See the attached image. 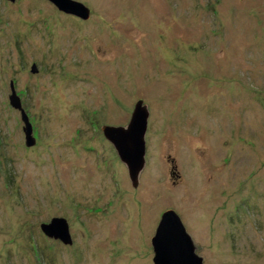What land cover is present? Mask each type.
I'll list each match as a JSON object with an SVG mask.
<instances>
[{
  "label": "rangeland",
  "instance_id": "374dc122",
  "mask_svg": "<svg viewBox=\"0 0 264 264\" xmlns=\"http://www.w3.org/2000/svg\"><path fill=\"white\" fill-rule=\"evenodd\" d=\"M76 1L86 20L0 0V264H152L167 209L202 264H264V0ZM138 100L133 187L100 127ZM51 217L71 244L42 234Z\"/></svg>",
  "mask_w": 264,
  "mask_h": 264
},
{
  "label": "water",
  "instance_id": "95a60500",
  "mask_svg": "<svg viewBox=\"0 0 264 264\" xmlns=\"http://www.w3.org/2000/svg\"><path fill=\"white\" fill-rule=\"evenodd\" d=\"M12 1V0H9ZM58 11L80 20L89 17V8L76 0H47ZM37 69L34 64L30 72ZM8 104L17 110L22 122L24 145L32 146L35 139L31 124L22 108L12 81H9ZM148 118L147 105L141 100L133 105L130 117L124 126L102 125L103 137L111 144L118 159L125 166L131 186L138 183L139 174L144 166V134ZM39 229L48 238L58 240L63 245L71 244L68 224L62 217H51L48 222H41ZM152 264H202L201 257L195 252V246L186 232L179 216L173 209L160 214L153 236L150 238Z\"/></svg>",
  "mask_w": 264,
  "mask_h": 264
},
{
  "label": "flooded vegetation",
  "instance_id": "af4514ba",
  "mask_svg": "<svg viewBox=\"0 0 264 264\" xmlns=\"http://www.w3.org/2000/svg\"><path fill=\"white\" fill-rule=\"evenodd\" d=\"M13 1H14V0H12L11 3H12ZM72 17H74V16H72ZM75 18H76V17H75ZM77 19H78V18H77Z\"/></svg>",
  "mask_w": 264,
  "mask_h": 264
},
{
  "label": "trees",
  "instance_id": "16d2710c",
  "mask_svg": "<svg viewBox=\"0 0 264 264\" xmlns=\"http://www.w3.org/2000/svg\"><path fill=\"white\" fill-rule=\"evenodd\" d=\"M89 14H90V10H89ZM13 83V82H12ZM14 86V85H13ZM23 108V107H22ZM33 135V134H32ZM35 139V138H34Z\"/></svg>",
  "mask_w": 264,
  "mask_h": 264
}]
</instances>
